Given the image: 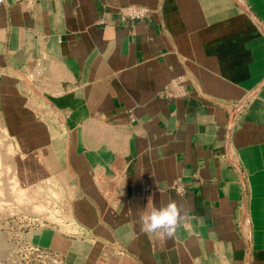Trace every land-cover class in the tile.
<instances>
[{"label":"crops","instance_id":"0c3cea01","mask_svg":"<svg viewBox=\"0 0 264 264\" xmlns=\"http://www.w3.org/2000/svg\"><path fill=\"white\" fill-rule=\"evenodd\" d=\"M0 133L66 261L264 264V0H4ZM172 201L185 221L150 238Z\"/></svg>","mask_w":264,"mask_h":264},{"label":"rangeland","instance_id":"374dc122","mask_svg":"<svg viewBox=\"0 0 264 264\" xmlns=\"http://www.w3.org/2000/svg\"><path fill=\"white\" fill-rule=\"evenodd\" d=\"M13 154L10 139L0 133V264H76L35 241V233L44 229L68 233L55 227L66 224L65 216L53 210L43 186L19 189L20 165Z\"/></svg>","mask_w":264,"mask_h":264},{"label":"clouds","instance_id":"9594fccd","mask_svg":"<svg viewBox=\"0 0 264 264\" xmlns=\"http://www.w3.org/2000/svg\"><path fill=\"white\" fill-rule=\"evenodd\" d=\"M3 2L4 0H0V3ZM185 219L181 206L175 201L161 208H152L150 212H143L140 216L142 231L150 238H173Z\"/></svg>","mask_w":264,"mask_h":264},{"label":"built area","instance_id":"2783aa9c","mask_svg":"<svg viewBox=\"0 0 264 264\" xmlns=\"http://www.w3.org/2000/svg\"><path fill=\"white\" fill-rule=\"evenodd\" d=\"M130 17L138 16V13L130 12L128 13ZM187 94L186 86L184 84V80L181 77L174 78L168 82V84L164 87L162 92H160V97L164 100H177L184 98ZM170 188L174 190L177 194L183 195L185 193L184 185L175 181L170 185Z\"/></svg>","mask_w":264,"mask_h":264}]
</instances>
